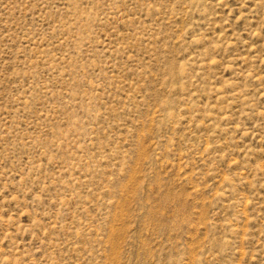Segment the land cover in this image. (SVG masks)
<instances>
[{
    "label": "rangeland",
    "instance_id": "obj_1",
    "mask_svg": "<svg viewBox=\"0 0 264 264\" xmlns=\"http://www.w3.org/2000/svg\"><path fill=\"white\" fill-rule=\"evenodd\" d=\"M0 264H264V0H0Z\"/></svg>",
    "mask_w": 264,
    "mask_h": 264
}]
</instances>
